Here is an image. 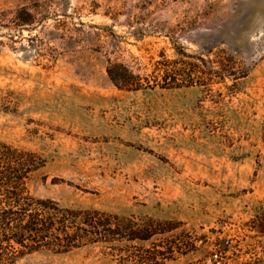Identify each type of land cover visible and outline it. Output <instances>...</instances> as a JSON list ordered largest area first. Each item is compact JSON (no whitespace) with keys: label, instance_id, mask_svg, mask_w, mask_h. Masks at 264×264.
I'll return each mask as SVG.
<instances>
[{"label":"rangeland","instance_id":"rangeland-1","mask_svg":"<svg viewBox=\"0 0 264 264\" xmlns=\"http://www.w3.org/2000/svg\"><path fill=\"white\" fill-rule=\"evenodd\" d=\"M181 52L205 84L106 75ZM0 142L43 160L35 198L171 221L136 243L186 245L160 264H264V0H0ZM15 264L118 263L92 245Z\"/></svg>","mask_w":264,"mask_h":264},{"label":"trees","instance_id":"trees-1","mask_svg":"<svg viewBox=\"0 0 264 264\" xmlns=\"http://www.w3.org/2000/svg\"><path fill=\"white\" fill-rule=\"evenodd\" d=\"M178 56L170 60L161 55L144 68V74L140 68L107 59L106 75L117 89L125 91L205 84L206 78L198 76L202 73L198 65L190 61L194 58L183 52ZM43 163L32 151L0 142V264H15L43 250L68 253L92 245L103 246L118 264H160L186 253L185 244H174L169 238L163 246L153 244L146 249L136 245L177 229L171 221L61 208L50 199L35 198L28 184Z\"/></svg>","mask_w":264,"mask_h":264},{"label":"built area","instance_id":"built-area-1","mask_svg":"<svg viewBox=\"0 0 264 264\" xmlns=\"http://www.w3.org/2000/svg\"><path fill=\"white\" fill-rule=\"evenodd\" d=\"M209 264H213L211 258L208 259Z\"/></svg>","mask_w":264,"mask_h":264}]
</instances>
